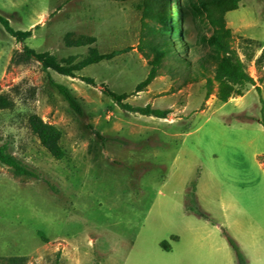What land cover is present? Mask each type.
Here are the masks:
<instances>
[{
	"label": "rangeland",
	"instance_id": "1",
	"mask_svg": "<svg viewBox=\"0 0 264 264\" xmlns=\"http://www.w3.org/2000/svg\"><path fill=\"white\" fill-rule=\"evenodd\" d=\"M221 1L0 0V15L11 27L32 32L18 43L0 25V147L39 177L16 178L0 164V264L10 257H26L27 264H62L64 257L101 264L98 248L112 251L114 264H160L154 253L147 263L134 262L131 243L107 227L120 231L121 204L133 196L172 195L181 163L189 164L188 173L194 170V158L185 154V160L184 152L175 161L188 133L185 145L198 158L218 157L215 170L224 182L231 180L246 227L252 226V237L262 235L264 0H236L238 10L224 16L216 8ZM149 35L158 55L139 46ZM25 48L47 52L66 68L79 67L92 50L112 58L67 78L27 60ZM233 52L249 78L245 85L217 76L218 62ZM156 60V77L145 86ZM53 84L72 92L83 118ZM146 107L165 119L135 112ZM33 115L60 131L64 160L55 161L31 134ZM247 139L255 140L260 169L245 151ZM202 174L198 169L191 183ZM248 232L241 250L249 264H264L249 246Z\"/></svg>",
	"mask_w": 264,
	"mask_h": 264
},
{
	"label": "crops",
	"instance_id": "2",
	"mask_svg": "<svg viewBox=\"0 0 264 264\" xmlns=\"http://www.w3.org/2000/svg\"><path fill=\"white\" fill-rule=\"evenodd\" d=\"M257 124L259 125V123ZM189 135V133L184 135V141L178 150L175 161L184 152L182 157L185 160H189L185 154L194 158V170L188 173L189 164L185 166L181 163L179 165L178 172L173 177V182L177 184L178 188L172 195H158L162 197L158 199L157 195L148 194L147 197L141 198L137 203L130 200L122 203L121 207L125 210L124 219H119V222L116 221L115 223L116 227H120V231L109 226L107 227L108 232L113 236L123 235V238L131 243L129 256L131 254L130 257L134 262L143 263L144 261L147 263L151 259L150 253H154L160 259V264H234V255L228 242L220 234L219 227H212L196 216L185 213V193L189 184L195 181L194 178L199 169L203 170V174L198 182L196 180L195 197L198 205L211 218L218 221L220 226L228 229V233L240 248L243 246L242 241H246L244 235L247 228L249 230L247 238L249 246L263 259V228L260 229L262 231L259 232L262 234L260 237H252V226L246 227L244 223L243 207L238 202L240 197L236 194L231 180L226 179L224 182L215 170L218 157L210 154L205 160L198 158L185 145ZM246 142L245 151L249 150L250 160L260 169L256 162L258 152H255L254 149L255 140L247 139ZM227 147L229 149L235 148L236 145H227ZM172 169L173 166L169 169L168 174H173ZM168 180H164L163 187ZM226 182L229 183V186ZM218 191L226 194V200L218 195ZM162 244H166L169 249H164ZM65 250L69 251L70 248L66 246ZM112 253L105 248L96 249V255L104 259L101 264H114ZM62 264L83 263L77 258L68 259L64 257Z\"/></svg>",
	"mask_w": 264,
	"mask_h": 264
},
{
	"label": "trees",
	"instance_id": "3",
	"mask_svg": "<svg viewBox=\"0 0 264 264\" xmlns=\"http://www.w3.org/2000/svg\"><path fill=\"white\" fill-rule=\"evenodd\" d=\"M218 12L224 16L227 13L234 12L238 10V2L236 0H225L221 1L218 5H216ZM0 25L6 32L8 36L14 39L18 43H24L27 40L32 38V32H22V31H15L7 18L0 15ZM144 39V43L140 42L139 46L141 49L153 50L156 55H158V47L159 45L155 44L156 39L150 38ZM231 55L227 58H224L217 64L216 72L217 76L220 80L233 85H245L249 82V78L246 74L244 69L243 63L241 62L238 54L236 52L230 53ZM24 56L27 60H36L42 65L44 71L53 70L57 74L72 78L74 77L75 71H80L90 66L98 65L103 61L110 60L112 56H102L99 55L97 51H90L88 56L85 60L81 63L79 67H71L66 68L60 66L56 59L51 56L49 53H36L29 48L24 49ZM158 58V56H157ZM159 60H156L155 63L152 65L154 68L152 69L150 75L148 76L144 85H149L154 78L156 77V72L158 70ZM58 93L64 98L67 102L70 109L79 117L83 118L85 115L84 109L78 99L72 94V92L67 89L66 87L60 85H52ZM113 101L121 107L123 110L132 111V109L128 105H123L121 103V99L119 97L109 95ZM136 113L141 114L142 116L152 117L157 119H165L164 114L159 111H152L150 107H146L144 109H138L135 111ZM260 125L264 129V122L260 123ZM28 128L31 134L38 139L41 146L52 156L55 161H62L66 157L65 151L60 146V141L62 135L59 130L52 126H48L42 122V120L33 115L29 117L28 120ZM99 137V135H96ZM0 164L10 169L16 178H31L35 180H39L37 173L26 166L21 160L16 159L15 157L11 156L8 152L7 147L1 146L0 147ZM45 185L55 193V189L51 185V183L45 181ZM196 182L191 183L188 186L186 196H185V213L189 215H194L197 218L207 222L212 227H219L222 236L226 239L229 244V247L235 257L236 264H249L248 259L243 254L240 246L238 243L230 236L226 227L220 226L216 221L212 220L198 205L196 201ZM142 196L137 197L133 196V202L137 203L140 201ZM44 242L48 243V241L42 236ZM162 247L166 250L169 248L166 244H162ZM7 264H27L26 257H12L3 259Z\"/></svg>",
	"mask_w": 264,
	"mask_h": 264
},
{
	"label": "bare ground",
	"instance_id": "4",
	"mask_svg": "<svg viewBox=\"0 0 264 264\" xmlns=\"http://www.w3.org/2000/svg\"><path fill=\"white\" fill-rule=\"evenodd\" d=\"M259 214V212L258 211H256V215H258ZM261 215V213L259 214V216Z\"/></svg>",
	"mask_w": 264,
	"mask_h": 264
}]
</instances>
